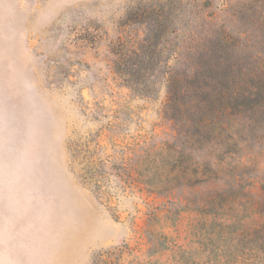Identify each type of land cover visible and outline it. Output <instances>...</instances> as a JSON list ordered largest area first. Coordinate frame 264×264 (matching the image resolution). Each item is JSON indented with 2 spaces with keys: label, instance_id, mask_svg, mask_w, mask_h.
<instances>
[{
  "label": "rangeland",
  "instance_id": "374dc122",
  "mask_svg": "<svg viewBox=\"0 0 264 264\" xmlns=\"http://www.w3.org/2000/svg\"><path fill=\"white\" fill-rule=\"evenodd\" d=\"M226 38L264 74V0H0V264H264V93L166 109Z\"/></svg>",
  "mask_w": 264,
  "mask_h": 264
},
{
  "label": "trees",
  "instance_id": "16d2710c",
  "mask_svg": "<svg viewBox=\"0 0 264 264\" xmlns=\"http://www.w3.org/2000/svg\"><path fill=\"white\" fill-rule=\"evenodd\" d=\"M218 45L204 43L194 48L189 47V55L186 59L176 51L174 71L172 72L171 68L166 78L167 111L186 117L189 115L191 118L189 121L197 126L198 132H203L207 127L205 108L212 101L221 103L226 99L229 106L245 108L263 101L264 74L258 73L253 62L252 65L246 66L238 63L226 65L227 60L222 49L233 45L229 43L228 38L220 40ZM135 50L131 49V51ZM184 61L187 67L182 70L178 65L184 64ZM189 89H192L194 95L189 96L191 92ZM188 96L191 100L187 102ZM194 134L196 135L197 132ZM193 180L191 185L196 184V179H191Z\"/></svg>",
  "mask_w": 264,
  "mask_h": 264
}]
</instances>
